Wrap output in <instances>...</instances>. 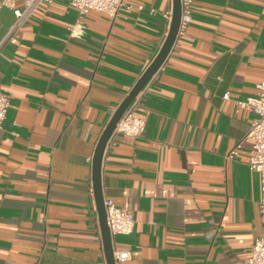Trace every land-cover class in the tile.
I'll use <instances>...</instances> for the list:
<instances>
[{
	"label": "crops",
	"instance_id": "obj_1",
	"mask_svg": "<svg viewBox=\"0 0 264 264\" xmlns=\"http://www.w3.org/2000/svg\"><path fill=\"white\" fill-rule=\"evenodd\" d=\"M21 6V0L18 1ZM173 0L91 10L40 3L0 50V264H108L92 161L112 116L161 49ZM192 21L142 91L140 137L114 134L104 200L132 211L121 264H245L264 233L250 169L253 114L236 101L264 80V0H194ZM15 20L0 8V43ZM229 92L230 98L224 99ZM239 145V146H238Z\"/></svg>",
	"mask_w": 264,
	"mask_h": 264
},
{
	"label": "built area",
	"instance_id": "obj_2",
	"mask_svg": "<svg viewBox=\"0 0 264 264\" xmlns=\"http://www.w3.org/2000/svg\"><path fill=\"white\" fill-rule=\"evenodd\" d=\"M19 0H0V8L8 7L13 10L15 15L14 23L8 35L1 41L0 50L16 29L22 26L32 15L34 9L42 2H51L52 0H21L22 5H18ZM71 6L77 9L78 17L74 24L69 28V34L74 38H82L85 34V23L83 17L91 10L106 13L112 18L119 15L121 7L125 0H68ZM194 0H181V20L178 36L184 34L190 22L192 21ZM165 18L169 27L173 18V8L165 13ZM256 92L236 101L238 110L244 109L253 114L247 138L252 141L251 155L248 160L250 169L257 171L261 175L262 181V199L259 203V213L264 221V80L256 85ZM143 91V90H142ZM142 91L133 100L127 110L118 121L113 134H122L128 137H140L146 127V115L142 113L143 108L140 105ZM13 94L11 90H0V127L5 122ZM230 93L224 95V99H229ZM112 137V136H111ZM239 146V145H238ZM107 223L113 241V254L116 264L130 261L132 252L128 248L116 246L115 237L118 235H129L135 229V219L131 210L123 208L116 204L113 199L104 200ZM245 264H264V233L255 239L248 259Z\"/></svg>",
	"mask_w": 264,
	"mask_h": 264
},
{
	"label": "water",
	"instance_id": "obj_3",
	"mask_svg": "<svg viewBox=\"0 0 264 264\" xmlns=\"http://www.w3.org/2000/svg\"><path fill=\"white\" fill-rule=\"evenodd\" d=\"M182 8L181 0H173V18L169 27L168 34L164 40V43L154 57L148 68L144 71L135 85L132 87L129 94L124 98L114 115L112 116L107 127L103 131L93 156L92 161V180L94 188V198L96 203V208L99 214L100 229L103 238L104 251L108 264H116L113 254V241L110 233V229L107 223V214L104 203V196L102 192V162L104 157V152L106 150L107 144L113 134V131L120 120L123 113L127 110L133 100L139 95V93L144 89L149 80L155 75V73L160 69L167 59L177 37L180 26Z\"/></svg>",
	"mask_w": 264,
	"mask_h": 264
}]
</instances>
